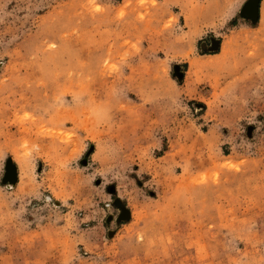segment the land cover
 Wrapping results in <instances>:
<instances>
[{
	"label": "rangeland",
	"instance_id": "obj_1",
	"mask_svg": "<svg viewBox=\"0 0 264 264\" xmlns=\"http://www.w3.org/2000/svg\"><path fill=\"white\" fill-rule=\"evenodd\" d=\"M249 1L0 0V264H264Z\"/></svg>",
	"mask_w": 264,
	"mask_h": 264
},
{
	"label": "water",
	"instance_id": "obj_2",
	"mask_svg": "<svg viewBox=\"0 0 264 264\" xmlns=\"http://www.w3.org/2000/svg\"><path fill=\"white\" fill-rule=\"evenodd\" d=\"M242 13L247 16V17H251V18H256L257 16V7H256V2L255 0H251L249 1L242 9ZM12 175V172L10 171V169L8 168V174L6 175V178H10V176ZM10 180V179H8Z\"/></svg>",
	"mask_w": 264,
	"mask_h": 264
}]
</instances>
